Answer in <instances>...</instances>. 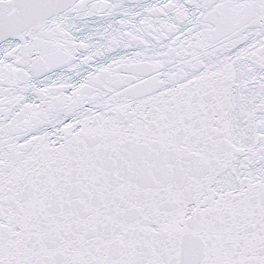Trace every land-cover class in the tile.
<instances>
[{
	"label": "snow or ice",
	"instance_id": "1",
	"mask_svg": "<svg viewBox=\"0 0 264 264\" xmlns=\"http://www.w3.org/2000/svg\"><path fill=\"white\" fill-rule=\"evenodd\" d=\"M0 264H264V0H0Z\"/></svg>",
	"mask_w": 264,
	"mask_h": 264
}]
</instances>
